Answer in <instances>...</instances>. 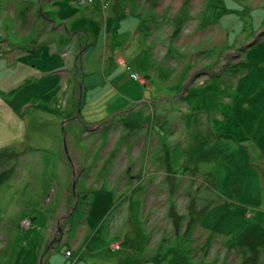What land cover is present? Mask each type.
Masks as SVG:
<instances>
[{
  "label": "rangeland",
  "instance_id": "1",
  "mask_svg": "<svg viewBox=\"0 0 264 264\" xmlns=\"http://www.w3.org/2000/svg\"><path fill=\"white\" fill-rule=\"evenodd\" d=\"M105 1L0 0V264H264V0Z\"/></svg>",
  "mask_w": 264,
  "mask_h": 264
},
{
  "label": "bare ground",
  "instance_id": "2",
  "mask_svg": "<svg viewBox=\"0 0 264 264\" xmlns=\"http://www.w3.org/2000/svg\"><path fill=\"white\" fill-rule=\"evenodd\" d=\"M98 1H99V0H96V4H98V6H101V4L99 3V2H101V0H100L99 2H98ZM103 1H105V0H103ZM106 2H108V1H105V3H106ZM87 3H88V2H87ZM87 3H86V4H87ZM109 4H110V3H109ZM101 8H102V7H101ZM102 9H103V8H102ZM59 27H60V26H59ZM122 63H123V62H121V64H122Z\"/></svg>",
  "mask_w": 264,
  "mask_h": 264
}]
</instances>
